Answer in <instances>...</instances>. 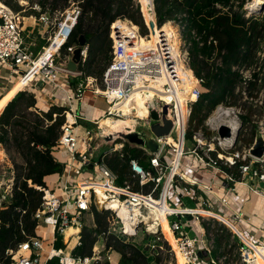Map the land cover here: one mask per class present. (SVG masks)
I'll return each mask as SVG.
<instances>
[{"label":"built area","instance_id":"2783aa9c","mask_svg":"<svg viewBox=\"0 0 264 264\" xmlns=\"http://www.w3.org/2000/svg\"><path fill=\"white\" fill-rule=\"evenodd\" d=\"M255 2L257 0L235 2L232 3V9L247 21V26L253 21L259 22L262 34L264 0H261V4L257 6ZM216 7L223 12L228 11V8H221L219 5ZM28 9L39 12L36 21L48 32L46 45L39 52H34L33 44L27 41L22 29L27 16L26 9L14 11L5 0H0V67L8 68L12 74L19 77L18 81L24 80L19 91L27 90L26 87L40 78L45 85L53 89L55 98L56 90L58 91L59 88L58 75H63L65 78L71 74L60 70L54 60L65 62L74 50L75 46L68 47L64 54L61 53L77 24L80 10L75 3H71L67 10L53 13L41 12L37 4ZM121 21L128 22L116 20L110 26L111 60L102 73L100 86L97 85V79L86 77V81L79 82L75 90H65L64 94L67 95L65 101L68 105L71 101L82 104L86 90H90L93 95L101 96L106 101L107 110L100 121L94 123L97 129L100 128L101 122L107 120L111 123L124 124L123 130L100 128V136L111 139L113 146L109 153L115 156H121L124 144L139 148L145 153L148 158L146 166L134 159L127 165L131 179L139 190H135L126 181L122 184L117 183L118 176L106 166L104 155L98 153L99 145H91L98 137L92 130L85 129V149L76 155L77 119L80 116L73 113L71 107L64 110L62 113L64 123L60 127L55 149L68 154L69 171L76 166L77 172L75 175L68 172L63 183L57 184L52 190L40 189L43 193L41 203L33 215L37 221L38 231L45 227L49 228L50 248L48 250L42 248L43 241L39 237L41 232H37L34 237L18 243L14 249L5 251V257L10 259L9 264H48L54 259H57V264H110V256L106 255L108 252L104 254L105 256L101 255L104 249L102 243H97L93 247L90 256L73 255V250L80 246L79 235L84 216L92 207L109 212L107 234L115 236L123 243H133L139 248L142 247L141 250L149 257L163 253L165 251L163 245L166 243L169 246L166 252L176 260L179 255L183 264H222L221 260L210 258L212 247L205 234H192L188 228L191 220L201 225L203 219L213 218L231 225L229 228H233L237 235L239 264H264V243L245 239L228 218L215 212V207L218 206L222 210H229V200L226 197L213 196L211 186L201 184V181L193 176V171L198 168L211 171L214 180L219 179L222 185L225 183L231 186L227 188L232 192L235 191L234 185L239 183L264 185V170H262L264 156L260 160L251 157L249 155L251 146L242 150L235 149L237 141L235 134L242 127L238 117L239 112L229 106L217 105L214 111L222 108L233 110L215 124L217 134L220 126H227L230 129V137L225 141L218 135L215 137L205 122L204 129L211 134V137L206 135L204 129L193 131L189 140L191 147L187 146V125L193 106L203 96L205 90L203 80L194 75L187 66L186 58L178 45L176 49L172 47L171 38L166 33L160 32L161 28L156 27L158 29L156 43L150 42L149 31V39L146 38L147 41L149 40L148 45L142 46L140 44L142 37L138 28L128 23L131 28L124 27ZM63 28L64 31L60 34ZM260 45H264V39L260 41ZM51 47L52 50L47 53ZM256 55L258 61L264 63V51H258ZM85 58L86 48L82 51V61ZM74 75L82 77L79 72ZM240 77L241 86H247V82L252 78L246 75L242 77L241 73ZM135 94H140L145 99L144 116L133 115L127 107ZM151 114L156 117L154 124L160 127H163L164 119L171 123L167 135H153L157 146L155 152L131 144L118 136L121 133L133 132L145 134L141 131L143 126L150 131ZM53 117L55 118L56 114ZM68 117L73 120L68 121ZM233 119L236 121L235 126L230 125ZM145 135L151 137L149 133ZM117 140L121 142L116 143ZM89 165H92L91 170L83 169ZM80 176L82 178L78 179ZM247 181L250 183H246ZM184 182L192 186H200V196L190 195L194 207H176L169 204V190L174 189L177 183ZM144 188L146 191H143ZM254 190L264 197V189ZM210 197L214 199L211 200ZM230 213L233 220L240 219L239 211L233 210ZM163 220L172 235L174 245L165 238L162 231ZM70 229L73 233L68 234ZM140 233L146 235L144 241H134ZM57 236L61 237L63 248L55 247ZM72 237L76 238V243L68 249ZM199 253L206 255L199 256Z\"/></svg>","mask_w":264,"mask_h":264},{"label":"trees","instance_id":"16d2710c","mask_svg":"<svg viewBox=\"0 0 264 264\" xmlns=\"http://www.w3.org/2000/svg\"><path fill=\"white\" fill-rule=\"evenodd\" d=\"M138 1L142 9L133 0H40L38 4L41 12H45V2H48L50 13L62 10L71 3L78 6L80 13L77 24L61 53L64 54L68 47H76L79 38L84 37L86 58L81 62L78 71L83 80L92 77L100 82L102 73L111 60L109 34L110 26L116 20L128 21L144 33L147 30L144 20L146 25L149 20L152 36L150 42H154V32L158 30L153 15L154 4L158 27L184 16L186 30L189 33L194 32L198 38L191 42L188 66L198 79L203 80L205 89L211 91L214 82L217 90L214 94L206 93L194 106L202 109L203 103L207 102V106L214 109L225 96L234 94L241 77L233 67L250 66L253 63L258 48L257 38L261 34L259 22L253 21L247 26V21L232 9V3H243L245 0H153V4L152 0ZM5 3L14 11L21 9L17 5ZM217 5L228 8V11L223 12ZM161 31L171 38L173 46L177 45L176 34L170 27L164 26ZM148 42L144 38L140 39L142 46L148 45ZM212 56L214 61L219 60L218 66L209 64ZM202 74H205L204 77ZM35 104V96L28 90H21L17 94L13 92L0 99V145L7 149H17L26 163L24 173L22 166H17L16 181L21 178L18 186H15L9 201L0 204V264L10 262L5 257V251L14 249L18 243L36 235L37 221L33 215L41 203L43 193L40 189L46 188L44 178L61 174L64 170V166L54 159L52 152L57 146L60 127L64 123L62 113L65 109L52 106L48 112H42L36 109ZM191 136V133H187L186 140H190ZM133 159L143 166L147 165L148 158L145 153L126 144L121 156L106 161V166L119 175L118 184H122L125 179H131L127 165ZM135 189L139 190L138 187ZM90 213L94 219V227L88 229L82 226L80 246L73 250L74 256H90L93 247L102 243L104 253L113 250L120 254L118 264H166L167 253L149 257L133 243H123L115 236L107 234L109 212L97 211L92 207ZM55 247L63 248L60 236L56 238ZM163 247L166 251L169 249L166 243ZM48 264H57V259Z\"/></svg>","mask_w":264,"mask_h":264},{"label":"rangeland","instance_id":"374dc122","mask_svg":"<svg viewBox=\"0 0 264 264\" xmlns=\"http://www.w3.org/2000/svg\"><path fill=\"white\" fill-rule=\"evenodd\" d=\"M40 0H5V2H8L11 6H19L24 7V9H26V13H32L31 10L28 9V7H32L34 4H37L39 7L40 5L38 4ZM134 4L136 6H138L139 8L141 7L142 9V5L138 0H133ZM140 5H139V3ZM153 4V1H152ZM70 4L67 5L64 9H58V11H63V10H67L69 8ZM154 6V4H153ZM45 8L46 11L49 12L48 9H50V5L48 2H45ZM41 9V7H40ZM141 11V10H140ZM36 12V11H33ZM37 13V12H36ZM34 13H32L33 15ZM142 14V13H141ZM148 19V18H147ZM144 20V19H143ZM154 21L156 24V27L158 29H162L164 26L170 27L176 34V42L177 45L182 53V55L186 58V64L188 66V55H189V51L191 49V42L192 40H198V38L196 37V35L194 34V32L189 33L188 30H186V21H185V17L184 16H179L176 20L173 21H168L165 24H163L161 27L157 26L156 23V18L154 17ZM129 25L132 26L131 23L127 22ZM145 23V22H144ZM149 20H147V25L145 24L146 27V32H140L141 37L144 38L146 40V38L149 39L148 35H149ZM264 39V32H262V34L260 35L259 39H258V48H257V52H263L264 51V45H260V41ZM33 47V46H32ZM34 49V48H32ZM34 51V50H33ZM255 52V57L253 60V63L250 64V66H246V65H238L233 67L234 71H237L238 74L245 76L246 77H251V80L248 81V85L247 86H241L239 83V90L237 91V88L234 92L233 95H227L225 96V98L223 99L222 102H220L219 104H222L223 106H229L234 108L236 111L239 112V120L241 122V129L238 133V137H237V141L235 144V149L237 150H242L244 148H248L250 146H252L253 142H254V137H255V133L257 131H260L262 133V135H264V63H260L257 59V55ZM214 56L211 57V59H209L210 61V65H214V66H218L219 65V60H215L214 61ZM189 67V66H188ZM205 74H202V77H204ZM212 89L207 90L205 89L203 92V96L202 98L205 96L206 93L211 92L212 94H214V92L217 90L215 83L212 82ZM98 87L100 86V83L97 82ZM207 90V91H206ZM54 94V91H53ZM62 94L59 93L58 97H57V103L58 106L62 107V108H66L69 109L70 106L66 105L64 103V97L61 96ZM201 101V99L199 100ZM218 104V105H219ZM78 105V104H77ZM55 106H57L55 104ZM76 106L75 102L72 103V107L74 108ZM94 106L92 104L91 101H89L87 99V97L85 96L84 98V105L80 106H76L75 110H83L84 108L88 107V113L86 114V116H90L92 113L96 112V109H94ZM203 108L199 109L197 106L193 107V112L191 114V117L189 119L188 125H187V133H191L193 131H197L199 129H204L205 127V122H207L208 119L211 118V116L214 115L215 113V108L212 109L211 107L207 106V102L203 103ZM49 109L46 110V112H48ZM214 111V112H213ZM213 112V113H212ZM81 116H83V111H81ZM138 116H144L143 114H138ZM209 122V121H208ZM235 122V120L233 119L232 121H230V123ZM155 122L152 120L150 121V124L153 125ZM210 123V122H209ZM101 127H108V125H105L104 122L100 123ZM111 129H113L114 127H110ZM124 129V128H123ZM115 130V129H113ZM140 130V129H139ZM141 131H143L145 134H150L151 139H153V134L147 130L146 126H143V128L141 129ZM205 133L207 136L211 134L209 132H207V130H205ZM95 134H97V139H94L93 144H91L92 146L95 145H99V150L98 153L104 155V160L105 163L106 161H109L112 157H115L114 154L109 153L110 149L113 146V142L111 141L110 138H103L102 136H100V128L95 129ZM85 130L82 128H79L78 132H77V147H76V155H79L80 152L85 149ZM188 142L186 143L187 146L191 147V143L189 140H187ZM121 142L120 140H117L116 143ZM81 145V150H79V146ZM126 145V144H124ZM4 153H6V158L3 160H0V196H4L5 193L7 194L6 199H5V203L8 202L10 196L12 195L15 186H18L19 180L21 179L19 177V179L16 181V175L18 174V169L17 166L19 165L20 161H18V159L16 158L15 153L13 152L12 149H7L6 147L2 146ZM84 151V150H83ZM82 151V152H83ZM57 152L54 153V155L57 157ZM66 160L64 161V164H66ZM263 169L264 170V163L262 164ZM117 176H119L117 174ZM82 178V177H81ZM124 181L130 183L133 188H137V185L131 181V179H125ZM216 186L214 187L213 190H216V188L218 189L219 186H221V182L219 181V179L217 180ZM136 190V189H135ZM19 194V193H18ZM181 194V193H180ZM178 192H174V189H170L169 190V194H168V201L169 204H173L176 207H194V203L191 201H188V199L184 196H182L181 198L179 197L180 195ZM21 195V193L19 194ZM224 197V196H223ZM220 197V198H223ZM211 200H213V197H210ZM2 201V200H1ZM216 210H214L215 212L219 213L220 215H222L223 217H226L229 219V221L236 226V228L242 232L243 229L240 226L239 223H237L236 221H234L231 217V215L229 214V212H227L226 210H222L221 208L215 207ZM97 211H101L100 209H96ZM91 212V211H90ZM88 213L90 215L85 216L83 219V225L88 228V229H92L93 226V216L91 215V213ZM188 228L191 231V233L195 234V235H200L201 233H204L207 236L206 238H208L207 240L209 241L211 247H212V251L210 253V258L211 259H216V260H221L222 264H239V256H238V237L235 234V232L229 228L226 224L210 218V219H203L201 225L196 224L193 220L189 221L188 223ZM207 228V230L205 229ZM203 229V230H202ZM49 232V228L45 227L43 228L39 234V237L42 238L43 241V245L42 248L44 250H48L50 248L49 245V239L50 236L49 234H45V232ZM243 234V233H242ZM146 238V235L143 233L138 234L135 238L134 241L136 242H141L144 241V239ZM256 242V241H255ZM260 243H264L263 240L258 241ZM142 247H140L141 249ZM167 252L166 250L163 252V254L165 255ZM105 253L102 252L101 255H104ZM168 254V253H167ZM111 257L113 258V260L115 261V263L118 261V255L116 253H112ZM104 261V260H103ZM165 263L166 264H177V260L175 259L174 256H171L168 254V257L165 259Z\"/></svg>","mask_w":264,"mask_h":264},{"label":"crops","instance_id":"0c3cea01","mask_svg":"<svg viewBox=\"0 0 264 264\" xmlns=\"http://www.w3.org/2000/svg\"><path fill=\"white\" fill-rule=\"evenodd\" d=\"M23 8L24 7H21L20 10H22ZM31 11L34 14L33 15H32V13L27 14V16L24 19L22 29H23V34L26 37L27 41L31 42L33 44L32 48H34V49H32V50H34V52H39L41 50V48L46 45V38L48 36V32L46 31L45 28H43L36 21L37 17L39 16V12H37V11H36L37 13L33 12L35 10H31ZM65 78H67V80H65ZM65 78L63 77V75H58L57 83L61 87V90L60 91L56 90L57 95L55 98L53 96V89L50 86L45 85L44 81H41L40 78H37L34 83H32L28 87H26V89L28 88L27 90L30 91L35 96V100H36L35 107L37 110L42 111V112H46L47 109L50 110V108L52 106H55V104L57 105L56 107H60V106H58V103H57V97H58L59 93H61L62 94L61 96L64 97V103L65 104L68 103L65 101L66 100V95L64 94L65 90H68V89L75 90L77 87V84L79 82H85L86 81V78L83 80L82 77H76V75H74V74L67 75ZM90 78H92V77H90ZM18 79H19V77L12 74L8 68H6L4 66L0 67V99H2L3 97H6L10 93L18 92L20 90V88L22 87V84L24 83V80L22 82H20V81H18ZM14 96H12V98ZM85 96L87 97V99L89 101L92 102L93 105H95L94 109H96V112L92 113L90 116H86V114L88 113V107L84 108L83 110H80V111L75 110L76 106L79 105V107H80V106L84 105V100H83L82 104L75 102V101H71L69 103L70 104L69 106L71 107L73 113H75L76 115L78 114L80 116V118L77 119L78 130H79V128H82L84 130L88 129V130H92L95 133V129H97V127L94 125V123L100 121V119L103 116V113L107 110L108 105H107L106 101L101 96L93 95L90 90H86L84 97ZM10 100H8V102ZM73 102H75V104H76V106L74 108L72 107ZM66 105H68V104H66ZM60 108H62V107H60ZM64 109L66 110V108H64ZM81 111H83V116H81V114H80ZM72 120H73V118H72ZM99 127L102 128L101 125ZM76 147H77V145H76ZM78 149L79 150L82 149L81 145L79 146ZM12 150L15 153L18 161H20L19 164L22 166V173H24L25 172V165H26L24 159L20 156L17 149L12 147ZM82 151L80 153H82ZM55 152H57L56 153L57 157L54 155ZM52 155L58 163H60L64 166V170L61 174H52V175H48L44 178L46 188H48L50 190L54 189V187H56L57 184L63 183V181L66 179L68 172H70L71 175L72 174L75 175L77 172L76 166L69 171V168H68L69 157H68V154L66 152H64L60 149H55V150H53ZM5 158H6V153H4L2 145H0V160H3ZM65 160L67 161L66 164H64ZM193 176L196 177V179H198L199 182L201 181V184L204 183L205 185L211 186L213 194H214L213 196H215L217 198L224 196L229 200V202H230V209L229 210L230 211L229 210H226V211L229 212L230 215H231L230 212H233V210L239 211L241 213L240 219L234 220V221L239 223L240 226L242 227V229H243L242 232H240L237 228L236 229L239 233H241V234L243 233L242 236L245 239L250 240V241H257V242L260 240L264 241V197L262 195L258 194L254 190L255 188L257 190L258 189L259 190L264 189L263 184H255V183L251 184L248 181L246 183H250V185H246L244 183L243 184L239 183V184L234 185L235 191L232 192L229 190V188H227V187H231V186L226 185L224 183L223 185L221 184V186H219L218 189L216 188V190H213L214 187L216 186V184H218V183L212 177L211 171H205L204 169L202 170V169L198 168L196 171L195 170L193 171ZM78 179H81V176ZM173 188H174L176 193L177 192L179 194L181 193L179 195L180 198L182 196H184L190 202H191V199H190L191 194H195L197 196L201 195L200 186H192V185L188 184L187 182L186 183L185 182L184 183H177ZM6 196H7L6 193L4 196H0V201L2 200L1 203L6 202L5 201ZM88 215H90V214H86L85 216H88ZM92 222H93V226H94V221H92ZM227 226L231 227V225H229V224H227ZM37 232L39 233L40 231H38L36 229L35 234H37ZM203 233H204V230H203ZM45 234L48 235L49 232L46 231ZM49 236H50V234H49ZM50 240H51V236H50ZM75 243H76V238L72 237L69 240V248L68 249L73 247V245ZM98 246L101 247V245H98ZM112 253H116L118 255V261L116 263L113 260V258L111 257ZM212 253H213V251H212ZM106 255L110 256V259H111L110 264H118L119 263L120 254H118L116 251L112 250V251L108 252Z\"/></svg>","mask_w":264,"mask_h":264},{"label":"water","instance_id":"95a60500","mask_svg":"<svg viewBox=\"0 0 264 264\" xmlns=\"http://www.w3.org/2000/svg\"><path fill=\"white\" fill-rule=\"evenodd\" d=\"M153 1V0H152ZM141 12V11H140ZM153 15L154 14V6H153ZM143 17V16H142ZM145 22V21H144ZM85 48L84 37H80L78 41V45L74 48V50L68 55L65 62L58 61V59L54 60L56 66L65 72L70 74H76L79 71V66L82 62V51ZM165 113V108H164ZM151 119L156 121V117L154 114H151ZM171 129L170 121L164 119L163 127H160L158 124H153L150 128V132L154 136H161L167 135ZM238 131L235 134V140L238 137ZM118 136L122 137L123 139L127 140L131 144H135L138 146H143L147 148L150 152H155L157 150V146L151 137L142 134V133H121ZM218 136L221 140L225 141L227 138L230 137V129L227 126H220L218 129ZM249 155L257 160H260L264 156V136L260 131L255 133L254 142L249 149ZM83 169H92V165L87 167H83ZM241 247H243L241 245ZM205 253H199V256H205Z\"/></svg>","mask_w":264,"mask_h":264},{"label":"bare ground","instance_id":"6f19581e","mask_svg":"<svg viewBox=\"0 0 264 264\" xmlns=\"http://www.w3.org/2000/svg\"><path fill=\"white\" fill-rule=\"evenodd\" d=\"M261 4V0H257V2H255V5H260ZM145 21V20H144ZM122 25L124 27H127V28H131V26H129L126 22H121ZM146 24V22H145ZM156 26V25H155ZM148 27V26H147ZM149 31H150V38L152 37L151 36V30L150 28L148 27ZM64 31V28L60 31V34L63 33ZM160 32H162L160 30ZM157 35H158V30L154 32V42L156 43L157 41ZM172 44V43H171ZM177 46V45H176ZM176 46H173L172 47H176ZM53 47L49 48L47 53H49L51 50H52ZM176 49V48H175ZM45 58L42 57V59L40 60V63L43 61V59ZM58 91L61 90V87L58 85ZM66 95V94H65ZM67 97V95H66ZM85 98V97H84ZM84 100V99H83ZM127 107L130 109V113H132L133 115L135 116H138V114H143L145 115V109H146V104H145V99L142 97V95L140 94H135L131 100L128 102L127 104ZM233 112V110H229V109H221V110H218V111H215L214 115L211 116L210 119L207 120L206 122V125L208 126V128L210 129L211 133L217 137V131H216V127H215V124L220 120L221 117H224V116H228L229 113ZM68 121H72V119L70 117H68ZM210 123H209V122ZM105 125H108V127H114L113 129H122V127L124 126V124L122 122H116V123H111L109 122L108 120L107 121H103ZM235 122L233 123H230V125L232 126H235ZM124 128V127H123ZM123 130V129H122ZM162 231L164 232V235H165V238L168 240V242L171 244V245H174V241H173V238H172V235L167 227V224L165 222V220L162 221ZM72 230L70 229L68 231V234L71 233ZM73 233V232H72ZM177 264H183L182 260L180 259L179 255H177Z\"/></svg>","mask_w":264,"mask_h":264}]
</instances>
